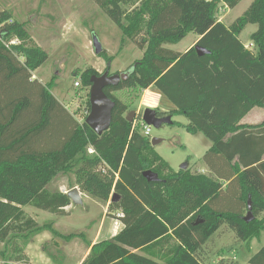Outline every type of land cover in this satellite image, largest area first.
<instances>
[{"label": "trees", "instance_id": "obj_1", "mask_svg": "<svg viewBox=\"0 0 264 264\" xmlns=\"http://www.w3.org/2000/svg\"><path fill=\"white\" fill-rule=\"evenodd\" d=\"M93 1L124 37H144L140 47L145 51L128 69L127 82L105 89L116 107L109 131L101 136L85 122L90 94L81 123L52 94L53 81L43 85L34 79L48 54L33 44L25 24L8 12L0 14V242L11 247L5 263L26 260L17 240L27 244L44 231L68 243L83 238L63 235L53 224L39 226L23 210L30 206L65 216L72 201L48 187L60 173L70 172L83 194L105 203L120 196L110 208L121 211L124 224L115 238L91 246L82 264H203V246L224 225L248 245L259 240L264 233V123L241 122L255 108L264 110V0H255L230 26L217 19V7L232 10L243 0ZM114 1L132 9L124 14ZM249 25L258 27L250 36L254 50L240 40ZM191 33L200 39L185 53L165 48ZM13 36L23 44L7 48L4 41ZM196 46L210 53L200 56ZM99 56L113 62L105 51ZM100 75L87 69L83 85L91 87V78ZM152 86L176 108L168 114L157 110L159 117L180 114L188 120L185 130L211 142L203 158L209 175L174 171L151 138L142 135V116L126 120L130 105L114 92L142 93ZM58 121L67 131L48 148L45 136ZM90 147L95 155H89ZM147 171L161 181L149 182L143 176ZM228 190L240 205L238 212L213 207ZM249 200L255 219L247 223ZM1 255L6 257V250ZM248 264H264V247Z\"/></svg>", "mask_w": 264, "mask_h": 264}, {"label": "rangeland", "instance_id": "obj_2", "mask_svg": "<svg viewBox=\"0 0 264 264\" xmlns=\"http://www.w3.org/2000/svg\"><path fill=\"white\" fill-rule=\"evenodd\" d=\"M254 1L243 0L232 10L226 8L223 4H219L216 17L226 26H230L248 10ZM114 4L124 14L132 9V7L123 6L116 1H114ZM3 12L10 13L13 21L25 24L33 44L48 54L46 63L33 73L34 79L43 85L53 81L55 86L52 89V94L81 123L85 120L88 95L91 91V87L83 85L81 74L89 68L94 69L98 74H103L108 68L111 75L124 73L135 62L141 60L145 52L140 47L141 38L144 37L136 40L124 37L120 28L93 0H0V14ZM257 29L256 25H249L241 34L242 42L250 50L255 49L250 43V36ZM94 36L102 44L106 55L113 57L111 64L106 62L105 57L95 54ZM196 37V34L191 33L180 43L166 45L165 47L184 53L191 47L190 45L195 43ZM76 83H79L78 87ZM141 94L131 89L114 92L118 99L130 105V111L134 110L142 116L148 108L144 107L143 110H138ZM256 109L250 117L255 119L247 120L246 124H257L262 121L264 110ZM62 122L58 121L57 126H54L51 130L50 135L45 136L46 147L51 148L57 145L62 134L67 131L66 123L64 125ZM173 123L174 125H164L160 129L152 128L151 140L154 138L162 140L161 144L157 146L158 152L172 168L180 170L184 164H188L189 156L192 155L191 151H185L183 146H189L194 154L195 152L201 154L202 147H204L203 143L206 144L209 140L201 133L195 135L185 130L184 125L188 123V120L180 114L173 117ZM200 162L201 164L196 167L205 166L203 160ZM194 165L192 163V166ZM196 167H191L192 172L195 171ZM74 186L75 176L73 172L60 173L51 182L48 189L52 192L65 193L76 188ZM232 191H225L224 195L213 203V207L216 210L238 212L240 205L236 202ZM84 195L87 196L84 204L75 207L74 213L78 215L76 231L72 232L71 229L68 231L69 233L83 235V238H78L86 244V239L92 237V231L96 230V225L98 228L99 220L103 217V214L101 211L102 206L96 205L95 201L99 202L100 200H94V197L87 194ZM100 203L103 204L101 201ZM24 208L25 213L33 218L39 226L49 224L55 226V222L60 217L34 207L27 206ZM68 215L70 213L66 214V216ZM44 232L47 233L48 231ZM38 235L40 234L32 236L27 244L23 240H17L18 244L25 250L26 260H14V262H11L12 264H43L40 262H45L46 255H52L56 261H62L63 264H66L69 260H71V263L76 264L79 253L76 252L74 256L67 257L61 247L66 244L65 241L54 238L53 235L45 241L40 237L41 240ZM32 244L34 245L32 246ZM262 247H264V233L259 240H254L248 245L240 241L236 234L224 225L203 246L201 256L203 264H248L251 257L258 253ZM5 250L6 257L1 255ZM10 256L11 247L0 242V264H6L5 261Z\"/></svg>", "mask_w": 264, "mask_h": 264}, {"label": "crops", "instance_id": "obj_3", "mask_svg": "<svg viewBox=\"0 0 264 264\" xmlns=\"http://www.w3.org/2000/svg\"><path fill=\"white\" fill-rule=\"evenodd\" d=\"M199 39H200V37L197 36L196 39H195V43L192 44V45H190V46L191 47H194L197 44V42L199 41ZM240 40H241V37H240ZM191 47H189L187 50H189ZM168 49H170V47H168ZM176 52H178V51H176ZM179 53H181V52H179ZM164 99H167V98L164 97L158 91V89L155 86H152L149 89H147V90H145V91L142 92V94H141V100H140V103H139L140 104L139 105L140 108L138 110H141V109L143 110L144 107H145V108H148V109L159 110V111H161L163 113H166V114H168L170 112H173V111H176V108L174 107V105L168 99L167 100H164ZM254 110H257V109L255 108ZM254 110H252L242 120V122H241L242 125H259V124H263L264 123V117H263L261 119L262 121L259 122V123H257V124H255V123H253V124H251V123L246 124V121L247 120L250 121V119H255L254 117L253 118H250L251 117V113ZM135 118H136V121H137L138 116L135 117ZM186 125H184V126H186ZM161 142L157 146H159L161 144ZM157 146L154 147V148H155L156 152L161 156V154L158 152V147ZM203 146L204 147H202V153L201 154L196 153V152L194 154L193 151H192V149L189 146H187V145L183 146V148H184L185 151H191V153H192V155L189 156V160H188V170H190L191 172H192L191 167H196V166H198V164H201L200 161L203 160L205 154L212 147V144L209 141V142H206V144L203 143ZM163 160L166 161L164 158H163ZM192 163L195 164V165L192 166ZM172 169L174 171H176V172L181 170V169L180 170H175L174 168H172ZM192 173H200V174L209 175L210 171L207 168V166L205 165L203 167H196L195 171L192 172ZM68 192L69 191H66L65 193L67 194ZM80 196L82 198V201H83L82 205H83L84 204V201H85V197H87V196L84 195L81 192H80ZM94 200H95V198H94ZM95 201H96V205H101L102 206L101 211H102L103 217L99 220L100 223H99L98 228H97V225H96V230H93L92 231V237H90V238L88 237V240L86 239V242H87L86 244L87 245L84 244L85 242L83 243L82 240H79L80 238L77 237L74 240H72L71 242H69V243L66 242L65 245H62L61 246L62 247V251L66 254L67 257L74 256V254L76 252L79 253V257H78V259L76 261V264H82L85 261V259L87 258V256L90 253L91 246H93V245H95V244H97L99 242H102V241L112 240L113 238H115L124 229V224L120 220V217H121L122 214H121V211L118 208H116V207L110 208L111 202L105 203V202H103V201L100 200L101 202H103V204H101L100 201L99 202L97 200H95ZM82 205H74L72 203L69 207H67L65 209V212H66V214H69L70 213V215H68V216L65 215V217L64 216L63 217L60 216L58 218L59 220L57 222H55L56 224H55L54 228L58 232H60L61 234H63V235H71V234L77 235L76 233H69L68 230L71 229L72 232L73 231H76L75 229L78 226L77 225L78 215H76V213H74L75 212V209H76L75 207L76 206H82ZM108 216H110V217H108ZM66 223H68V224H66ZM44 233H41L40 235H38V237L39 238L42 237V239H44L45 241L48 240V239H50V237L52 235L51 232L48 231L47 233L46 232H44ZM33 245L34 244H32V246ZM63 252H62V254H63ZM42 256H44V255H42ZM40 263H43V264H63L62 261H58V260L56 261V259L52 255H46L45 262L42 261ZM35 264H38V263H35ZM66 264H74V262L71 263V260H69V262L67 261Z\"/></svg>", "mask_w": 264, "mask_h": 264}, {"label": "water", "instance_id": "obj_4", "mask_svg": "<svg viewBox=\"0 0 264 264\" xmlns=\"http://www.w3.org/2000/svg\"><path fill=\"white\" fill-rule=\"evenodd\" d=\"M93 47L96 55H101L104 50L102 44L96 36L93 37ZM196 51L200 56L209 54L210 52L204 50L203 48L196 46ZM131 71H126L124 73L111 75L110 71L107 70L100 76H93L91 78V91H90V113L86 119V124L99 136L103 133L109 131L112 120H113V111L116 107V103L113 102L105 93V89L108 87H117L122 82H127L130 78ZM137 115L136 111H130L126 115V120L129 123H133ZM142 121L147 125L155 129H160L164 125H172L173 118L172 116L159 117L157 110L146 109L142 114ZM162 140L152 139L151 143L153 147H156ZM181 170L187 171L188 164H184L181 167ZM144 178L149 182H159L161 181L158 174L147 171L143 173ZM68 197L74 205H82L83 201L80 196L79 189L73 188L67 193ZM120 201V196L114 194L111 199V203H118ZM255 219V216L252 213V202L248 201V213L245 217V222L250 223Z\"/></svg>", "mask_w": 264, "mask_h": 264}, {"label": "built area", "instance_id": "obj_5", "mask_svg": "<svg viewBox=\"0 0 264 264\" xmlns=\"http://www.w3.org/2000/svg\"><path fill=\"white\" fill-rule=\"evenodd\" d=\"M207 1H212V0H207ZM22 44H23V41L20 38H18L17 36H13L12 38L4 41V45L7 48H11L12 46L22 45ZM245 47H246V49H249L247 46H245ZM76 86L78 87L79 86V83H76ZM137 126H138V124L135 122L134 128H136ZM139 128H140L141 133H142L143 136L151 138L152 127L147 126L142 121V124L139 126ZM88 153H89V155H95L96 154V151L93 148L90 147V148H88Z\"/></svg>", "mask_w": 264, "mask_h": 264}, {"label": "flooded vegetation", "instance_id": "obj_6", "mask_svg": "<svg viewBox=\"0 0 264 264\" xmlns=\"http://www.w3.org/2000/svg\"><path fill=\"white\" fill-rule=\"evenodd\" d=\"M129 113V112H128Z\"/></svg>", "mask_w": 264, "mask_h": 264}]
</instances>
